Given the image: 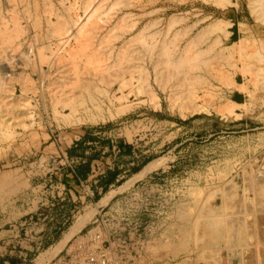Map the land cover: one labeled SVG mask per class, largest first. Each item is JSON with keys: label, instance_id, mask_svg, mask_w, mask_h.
Listing matches in <instances>:
<instances>
[{"label": "rangeland", "instance_id": "obj_1", "mask_svg": "<svg viewBox=\"0 0 264 264\" xmlns=\"http://www.w3.org/2000/svg\"><path fill=\"white\" fill-rule=\"evenodd\" d=\"M20 1L14 0L18 3L14 10L18 11L15 15L21 35L0 40V99H4L3 105L0 100V230L10 232L6 238L0 235V264H52L54 260L56 263L66 251L82 242L85 233L93 227L90 234L99 236V239L89 247L91 256L110 244L114 253L129 263L246 264L249 258H254L253 264H257L255 251L249 252L250 249L255 250L254 245L249 246L250 241L245 243L247 246L244 245V249L236 247L237 254L232 257L231 247L228 249L224 237L230 228L227 222H223L224 227L219 223L228 211L222 206L230 199L229 195L240 198L239 201L243 200L246 206L264 205V0H22L24 4ZM84 3L87 7L91 4L86 11ZM0 7V12L7 15L4 13L9 8L6 0H0ZM6 20L7 25L12 27L11 21ZM50 26H54L55 30ZM77 28H81L79 35ZM51 30L55 35L53 31L50 33ZM65 31L66 34L72 31L73 37L70 36L68 43L61 46L57 42L58 36L66 35L63 34ZM94 32L96 34L93 35ZM86 33L93 39L90 40ZM78 40L81 46L77 44ZM141 40L144 41L141 43ZM22 41V45L17 43ZM83 44L88 45L85 47ZM153 45L156 51L148 53L145 47ZM160 47L164 50L160 51ZM229 50H233V54ZM92 53L98 56H95L96 60ZM255 54L257 57L253 56ZM156 57L161 61L172 58L171 69H174V64L176 67L181 65L174 70L181 71L183 68L182 72H178L180 75H193L189 76L193 85L187 88L191 100L172 96L178 88L175 78L163 83L155 79L152 60ZM189 62L196 64L192 66ZM165 66V63L162 64V70ZM253 70L255 72H251ZM128 73L132 74V78ZM193 77H196L195 80ZM16 78L25 79L22 81L25 84ZM112 93L117 100L112 99ZM194 94L202 97L197 103L192 101ZM65 97L74 102L72 106L76 109L70 118L71 123L55 112L57 109L60 114L70 116L68 108L61 107ZM89 98L96 100L102 111H86ZM230 105L232 111L226 109L229 112H225L223 107ZM181 109H184L183 114ZM220 109L221 112H218ZM14 116L19 120L16 117L13 119ZM12 119L16 121L11 122ZM3 122H10L9 128ZM10 125L13 127L10 128ZM8 132L10 135H7ZM72 140L73 144H70ZM111 141L116 142V149L121 147L120 152L111 155L110 163L101 162V168L97 170L98 167L91 162L103 161L109 153L106 148ZM59 151L73 161L75 179L92 167L94 172L103 173L104 178L92 185L102 188L104 199L108 196L109 199L102 200L103 207L97 210V214L96 196L91 195L83 205L76 203V210L71 208L72 215L65 216L59 224L54 221L44 224L45 221L42 227H21L20 224L27 219L18 218L21 206L28 211L32 208L35 212V196L45 189L42 187L43 179L51 174L55 184L53 160ZM154 160L161 162L146 178L141 179V175L132 177ZM63 169L60 172L66 174ZM59 176H56V181ZM115 179L118 181L115 182ZM62 183L67 188V184ZM111 183L112 186H108ZM27 195L32 202L25 204ZM83 206H86L84 211L79 212ZM199 212L204 216L213 214L215 222L222 219L217 221L215 229L222 230L219 231L223 236L214 242L211 251L204 250L206 241L210 239L202 237L210 229L203 226ZM85 213L91 215L87 220L89 226L59 254L43 257L47 249L54 247V241L65 236L71 221H76ZM254 214L259 216L260 212ZM50 216L51 220H55V212ZM250 218L247 216L245 224ZM100 223L103 225L97 227ZM137 227L139 234L133 235ZM244 228H247L244 232L248 235L257 230L256 227L250 230L248 225ZM196 237L198 240L194 239ZM183 242L186 249L180 251ZM246 256L250 257L245 259Z\"/></svg>", "mask_w": 264, "mask_h": 264}, {"label": "bare ground", "instance_id": "obj_2", "mask_svg": "<svg viewBox=\"0 0 264 264\" xmlns=\"http://www.w3.org/2000/svg\"><path fill=\"white\" fill-rule=\"evenodd\" d=\"M7 1V6H9V8L8 9H6L5 10V8L3 9V11L5 10V14H7V15H3L2 14V11L0 12V40H2L3 38H7L8 40H9V36H12L13 35V37L15 36L16 37V35H18L19 33H20V30H21V28L19 27V25H18V23H17V16L15 15V11H17V10H14L15 9V6L18 4H16V2H14V0H6ZM22 1V0H21ZM20 1V4L21 3H23V2H21ZM44 2V1H43ZM74 2H75V0H74ZM110 2V1H109ZM112 2H114L113 0H112ZM111 2V3H112ZM25 3V2H24ZM23 3V4H24ZM258 3H259V1H258ZM49 4V3H48ZM97 4H99V3H97ZM86 4L84 3V6H85ZM89 5H91L90 3H89ZM89 5H88V7H89ZM22 6V5H21ZM26 6H28V5H25V7ZM43 6V5H42ZM45 7H48L47 5H44ZM70 6V5H69ZM5 7V6H4ZM17 7V6H16ZM20 7V6H19ZM50 7V6H49ZM87 6H85V8H86ZM87 7V8H88ZM103 7V6H102ZM101 7V8H102ZM1 8V7H0ZM23 8H24V6H23ZM87 8L85 9V11L87 10ZM94 8V7H93ZM18 9V8H17ZM21 9V8H20ZM27 9V8H26ZM84 9V8H83ZM19 10V9H18ZM29 10V9H28ZM70 10V9H69ZM68 10V11H69ZM93 10H95V8L93 9ZM92 10V11H93ZM46 11V10H45ZM51 11V10H50ZM67 11V12H68ZM92 11H91V13H92ZM99 11V10H98ZM261 10H259V12H260ZM23 12V11H22ZM95 12V11H94ZM17 13H18V11H17ZM45 13V12H44ZM43 13V14H44ZM65 13V12H64ZM94 14V13H93ZM105 14V13H104ZM29 15V14H28ZM27 15V16H28ZM62 15V14H61ZM89 15V14H88ZM101 15V14H100ZM129 15V14H128ZM22 16V15H21ZM74 16V15H73ZM18 17H20V16H18ZM24 17V16H23ZM76 17V16H75ZM89 17V16H88ZM107 17V16H106ZM6 18L8 19V20H10L11 21V26L12 27H9L8 25H7V20H6ZM45 18V17H44ZM48 18H49V16H48ZM48 18H46V19H48ZM128 18V17H127ZM20 19V18H19ZM58 19V18H57ZM65 19V18H64ZM22 20V19H21ZM49 20V19H48ZM14 21V22H13ZM19 21V20H18ZM39 21V20H38ZM60 21H61V19H60ZM60 21H58L59 22V24L58 25H61L60 24ZM51 22V21H50ZM72 22H74V21H72ZM95 22V21H94ZM116 22V21H115ZM119 22H121V21H119ZM62 23V22H61ZM77 23V22H76ZM88 23H89V21H88ZM91 24H92V22H90ZM89 23V24H90ZM99 23V22H98ZM103 23V22H102ZM9 24H10V22H9ZM35 24H37V23H35ZM54 25H55V23H53ZM63 24H64V22H63ZM83 24V23H82ZM85 24V23H84ZM103 24H105V23H103ZM50 25V24H49ZM66 25V24H65ZM74 25V24H73ZM124 25H125V23H124ZM86 26V25H85ZM88 26H91V25H88ZM51 27V26H50ZM54 27V26H53ZM53 27H51V28H53ZM62 27V26H61ZM83 27V26H82ZM88 28V27H87ZM93 28H96V27H93ZM98 28V27H97ZM54 30H55V27L53 28ZM70 29V28H69ZM78 29V28H77ZM79 29H81V28H79ZM78 29V35L80 34L79 32H80V30ZM92 29V28H91ZM62 30V29H61ZM61 30H59V32L61 31ZM83 30V29H82ZM95 30V29H94ZM126 30V29H125ZM52 31L53 30H51L50 31V33H52ZM68 31V30H67ZM87 31H90V30H88L87 29ZM22 32H23V30H22ZM25 32V31H24ZM57 32V31H56ZM14 33V34H13ZM109 33V32H108ZM53 34H54V31H53ZM59 34V33H58ZM61 34V33H60ZM63 34H66V31H65V33H63ZM62 34V35H63ZM76 34V33H75ZM77 34H76V36H77ZM82 34H84L85 35V33H84V30H83V33ZM81 34V35H82ZM93 35L94 34H96V32H94V33H92ZM19 35H21V34H19ZM33 35V34H32ZM55 35V34H54ZM86 35H87V33H86ZM90 35H91V33H90ZM100 35V34H99ZM138 35V34H137ZM137 35H136V37H137ZM155 35V34H154ZM30 36V35H29ZM70 36H72L73 37V35H72V31L71 32H69V33H67L66 35H64L63 37H60V36H58L59 38H58V40H57V42H58V44L59 45H65V44H67L68 43V41H69V37ZM88 38L90 39V40H92L93 39V37H92V35L91 36H89V33H88ZM115 36V35H114ZM139 36V35H138ZM84 37V36H83ZM86 37V36H85ZM104 37V36H103ZM153 37V36H152ZM11 38V37H10ZM18 38V37H17ZM79 38H81V37H79ZM105 38V37H104ZM111 37L109 36V39H110ZM75 40H77L76 38H74ZM82 39V38H81ZM133 39V38H132ZM140 39V38H139ZM142 39V38H141ZM195 39H197L198 40V38H196L195 37ZM48 40V39H47ZM80 40V39H79ZM79 40L78 41H76V42H79ZM85 40V39H84ZM84 40H82V42L84 41ZM152 40V39H151ZM4 41H6V40H4ZM4 41H3V43H4ZM10 41H11V39H10ZM99 41V40H98ZM144 40H141L140 42L142 43ZM154 41V40H153ZM175 41V40H174ZM178 41V40H177ZM1 42V41H0ZM23 42L24 41H22V43H19V42H17L18 44H20V45H22L23 44ZM52 42V41H51ZM88 42V41H87ZM86 42V43H87ZM138 42V41H137ZM245 42V41H244ZM7 43V42H6ZM90 43V42H89ZM88 43V44H89ZM139 43V42H138ZM149 43V42H148ZM243 43V42H242ZM248 43V42H247ZM2 44V43H1ZM5 44V43H4ZM10 44V43H9ZM8 44V45H9ZM18 44H16L17 46H18ZM41 44V43H40ZM77 44H82V43H77ZM88 44H86V45H88ZM135 44V43H134ZM140 44V43H139ZM172 43H170V45H171ZM241 44V43H240ZM3 45V44H2ZM13 45V44H12ZM11 45V47H13ZM86 45H82V46H85L86 47ZM91 45V44H90ZM133 44H131V46H132ZM143 45H144V43H143ZM142 45V47L144 48V46ZM212 45V44H211ZM233 45V44H232ZM238 45V44H237ZM237 45H236V47H237ZM48 46V45H47ZM81 46V45H80ZM97 46V45H96ZM141 46V45H140ZM160 46V45H159ZM166 46V45H165ZM164 46V47H165ZM196 46V45H195ZM239 46V45H238ZM251 46V45H250ZM4 46H2V48H3ZM9 47V46H8ZM7 47V48H8ZM16 47V46H15ZM67 47V46H66ZM88 47V46H87ZM106 47V46H105ZM164 47H160L159 48V50L160 51H162V50H164ZM167 47V46H166ZM232 47V46H231ZM252 47V46H251ZM0 48H1V45H0ZM71 48V47H70ZM80 48H82V47H80ZM95 48H97V47H95ZM94 48V49H95ZM103 48V47H102ZM129 48V47H128ZM136 48V47H135ZM140 48V47H139ZM209 48V47H208ZM233 48V47H232ZM244 48H246V47H244ZM3 49H5V48H3ZM11 49V48H10ZM14 49H16V48H14ZM29 49V48H28ZM30 49H32V47H30ZM82 49H84V48H82ZM142 49V48H141ZM155 48H154V45L153 46H150V48H147L146 49V47H145V50L148 52V53H152L153 51H156V50H154ZM174 49V48H173ZM231 49V48H230ZM239 49H241V47L239 48ZM250 49H252V48H250ZM258 49V48H257ZM36 50V49H35ZM60 50V49H59ZM65 50V49H64ZM137 50V49H136ZM145 50H143L142 49V52L144 53V51ZM186 50V49H185ZM223 50V49H222ZM238 50V49H237ZM254 50V49H253ZM37 51V50H36ZM80 51H82V50H80ZM92 51V50H91ZM109 51H111V50H109ZM133 51V50H132ZM166 51V50H165ZM195 51V50H194ZM193 51V52H194ZM198 51V50H197ZM230 51V50H229ZM229 51H228V55H229ZM232 51V53L231 54H233V50H231ZM230 51V52H231ZM11 52V51H10ZM39 53H40V51H38ZM52 52V51H51ZM69 52H70V50H69ZM83 52V51H82ZM94 52H95V50H94ZM93 52V53H94ZM146 52V53H147ZM173 52V51H172ZM196 52V51H195ZM194 52V53H195ZM238 52H239V50H238ZM249 52V51H248ZM248 52L246 53V54H248ZM252 52V51H251ZM66 53V52H65ZM93 53H92V55H93ZM161 53V52H160ZM160 53L158 54L159 56H161L160 55ZM166 53V52H165ZM164 53V54H165ZM184 53V52H183ZM197 53V52H196ZM201 53V52H200ZM235 53H237V52H235ZM61 54V53H60ZM85 54V53H84ZM88 54V53H87ZM120 54H122L121 52H120ZM138 54V53H137ZM140 54V53H139ZM162 54V53H161ZM163 54V55H164ZM185 54V53H184ZM191 54H192V52H191ZM221 54H222V52H221ZM238 54V53H237ZM251 54V53H250ZM253 54V53H252ZM259 54V53H258ZM25 55V54H24ZM32 55V54H31ZM65 55H67V54H65ZM89 55V54H88ZM91 55V54H90ZM89 55V56H90ZM119 55V54H118ZM123 55V54H122ZM131 55V54H130ZM130 55L129 56H125V57H130ZM141 55V54H140ZM193 55V54H192ZM195 55V54H194ZM216 55V54H215ZM244 55V54H243ZM53 56H54V54H53ZM76 56V55H75ZM80 56H82V55H80ZM94 56V55H93ZM95 56H97V55H95ZM95 56H94V59H95ZM102 56V55H101ZM101 56H100V58H101ZM107 56V55H106ZM110 56V55H109ZM120 56V55H119ZM118 56V57H119ZM136 57H137V55H135ZM158 56V57H159ZM179 56V55H178ZM189 56L190 55H188V57L187 58H189ZM196 56V55H195ZM197 56H199L200 57V55H197ZM202 56V55H201ZM213 56V55H212ZM218 56H221V55H218ZM217 56V57H218ZM223 56V55H222ZM248 56H250V55H248ZM253 56H255V57H257L256 56V54L255 55H253ZM262 56V55H261ZM37 57H39V56H37ZM41 57H42V55H41ZM44 57H46V56H44ZM43 57V58H44ZM59 57V55L57 56V58ZM72 57V56H71ZM74 57V56H73ZM98 57V56H97ZM97 57H96V59H97ZM133 57V56H132ZM139 57V56H138ZM142 57V56H141ZM158 57H156L157 59H155V60H152L153 61V66H152V68L156 71V80H158V81H161L162 83L163 82H165L166 80H169L170 78H175V80H176V84L177 85H175L176 87H178L177 88V90H175V93H174V95H172V96H175V99H176V97H178V98H180L181 96L183 97H181L182 99H188L189 97H190V95H189V90L187 89L189 86H190V84H192L193 83V81H191L192 80V78H191V80H190V75L188 76H182V75H180L178 72L180 71H178V70H174V69H179L180 67H178V66H181V65H178L177 67H176V65L174 66L173 65V67L172 68H174V69H171V65H172V63H173V60H167V59H165V61H163V59H162V61L166 64V66H165V69H163L162 70V64H164V63H162V61L160 60V58H158ZM166 57V56H165ZM169 57H170V55H169ZM174 57V56H173ZM183 57V56H182ZM181 57V58H182ZM186 57V56H185ZM184 57V58H185ZM211 57V56H210ZM225 57V56H224ZM241 57V56H240ZM48 58V57H47ZM47 58L45 59V62H46V60H47ZM54 58V57H53ZM102 58H103V56H102ZM101 58V59H102ZM122 58H124V57H122ZM180 58V59H181ZM193 58V57H192ZM213 58V57H212ZM233 58V57H232ZM244 58V57H243ZM260 58V57H259ZM10 59V58H9ZM12 59V58H11ZM31 59H33V58H31ZM30 59V60H31ZM61 59H62V57H61ZM64 59V58H63ZM71 59V58H70ZM69 59V60H70ZM86 59V58H85ZM89 59V58H88ZM87 59V60H88ZM93 59V60H94ZM95 59V60H96ZM130 59V58H129ZM132 59V58H131ZM133 59H134V57H133ZM132 59V60H133ZM138 59V58H137ZM136 59V60H137ZM141 59V58H140ZM144 59V58H143ZM175 59H177V58H175ZM178 59H179V57H178ZM179 59V60H180ZM200 59H202V58H200ZM219 59H221L220 57H219ZM230 59V58H229ZM258 59V58H257ZM262 59H264V58H262ZM26 60V59H25ZM29 60V59H28ZM48 60H49V58H48ZM73 60V59H72ZM98 60H99V58H98ZM106 60V59H105ZM135 60V59H134ZM193 60V59H192ZM195 60V59H194ZM193 60V61H194ZM206 60H208V59H206ZM224 60V59H223ZM259 60V59H258ZM41 61L43 62V60L41 59ZM40 61V62H41ZM84 61V60H83ZM89 61V60H88ZM104 61V60H103ZM116 61V60H115ZM124 61V60H123ZM129 61V60H128ZM140 61V60H139ZM184 61L186 62V60L184 59ZM183 61V58H182V62H184ZM202 61V60H201ZM209 61V60H208ZM218 61V60H217ZM226 61V60H225ZM229 61V60H228ZM239 61V60H238ZM256 61V60H255ZM264 61V60H263ZM4 62V61H3ZM10 62V61H9ZM112 62H114V61H112ZM125 62H127V60H125ZM196 62H199V61H196ZM207 62V61H206ZM205 62V63H206ZM241 62H243V61H241ZM22 63V62H21ZM25 63V62H24ZM29 63V62H28ZM38 63V62H37ZM71 63V62H70ZM93 63V62H92ZM118 63V62H117ZM116 63V64H117ZM120 63V62H119ZM118 63V64H119ZM190 63V62H189ZM187 63L188 65H187V67H190V64H192V63ZM200 63V62H199ZM4 64H6V63H4ZM8 64V63H7ZM69 64V63H68ZM74 64V63H73ZM78 64V63H77ZM96 64H98V61H97V63ZM113 64H115V63H113ZM178 64V63H177ZM184 64V63H183ZM196 64V63H195ZM195 64H192V66L193 65H195ZM24 65V64H23ZM85 65V64H84ZM90 65V64H89ZM92 65V64H91ZM104 65V64H103ZM120 65V64H119ZM121 65H122V63H121ZM120 65V66H121ZM229 65H231V64H229ZM232 65H233V63H232ZM245 65V64H244ZM249 65V64H248ZM21 66V65H20ZM34 66V65H33ZM94 66V65H93ZM132 66V65H131ZM164 66V65H163ZM2 67V66H1ZM75 67H76V65H75ZM95 67V66H94ZM101 67H103L102 66V64H101ZM116 67V66H115ZM186 67V68H187ZM195 67V66H194ZM91 67H89L88 69H90ZM125 68V67H124ZM182 68V67H181ZM217 68V67H216ZM3 69V68H2ZM22 69V68H21ZM69 69V68H68ZM82 69V68H81ZM98 69V68H97ZM100 69H102V68H100ZM104 69V68H103ZM123 69V68H122ZM136 69V68H135ZM142 69V68H141ZM190 69H191V67H190ZM190 69H188V70H190ZM200 69V68H199ZM4 70H5V68H4ZM25 70V69H24ZM39 70V69H38ZM58 70V69H57ZM118 70V69H117ZM182 70H183V68H182ZM182 70L180 71V72H182ZM217 70V69H216ZM216 70H210V71H216ZM247 70V69H246ZM41 71V70H40ZM39 71V72H40ZM101 71V70H100ZM125 71V70H124ZM123 71V72H124ZM129 71V70H128ZM186 71V70H185ZM205 71V70H204ZM249 71H250V69H249ZM6 72V71H5ZM12 72V71H11ZM10 72V73H11ZM26 72V71H25ZM65 72V71H64ZM97 72H99L98 70H97ZM105 72V71H104ZM127 72V71H126ZM188 72V71H187ZM186 72V73H187ZM251 72H255L254 70L253 71H251ZM7 73H8V71H7ZM13 73V72H12ZM19 73H21V72H19ZM18 73V74H19ZM80 74H81V72H79ZM121 73V72H120ZM208 73V72H207ZM244 73H246L245 71H244ZM250 73V72H249ZM3 74H5V73H3ZM21 74H23V73H21ZM21 74H19V76H21ZM61 74V73H60ZM73 74V73H72ZM105 74V73H104ZM125 74H127V73H125ZM129 75H130V77L132 78V74H130V73H128ZM183 75H184V73H182ZM218 74H220V73H218ZM218 74H216V75H218ZM247 74V73H246ZM14 75V74H13ZM27 75V74H26ZM25 75V76H26ZM44 75V74H43ZM42 75V76H43ZM58 75V74H57ZM94 75V74H93ZM123 75V74H122ZM221 75H222V72H221ZM220 75V76H221ZM243 75V74H242ZM1 76V75H0ZM15 76V75H14ZM18 76V77H19ZM24 76V77H25ZM70 76V75H69ZM91 76V75H90ZM106 76V75H105ZM121 76V75H120ZM191 76H193V75H191ZM245 76V75H244ZM253 76V75H252ZM251 76V77H252ZM8 77H10V75L8 76ZM11 77H13L12 76V74H11ZM10 77V78H11ZM23 77V78H24ZM27 77H28V75H27ZM97 77V76H96ZM100 77L102 78L103 76H101L100 75ZM111 77H112V75H111ZM228 78H229V76H227ZM250 77V76H249ZM19 78H21V77H19ZM110 78V77H109ZM117 78V77H116ZM194 78V77H193ZM196 78V77H195ZM195 78H194V80H195ZM198 78V77H197ZM205 78V77H204ZM217 78H219V76H217ZM7 79V78H6ZM16 79H18V78H16ZM16 79H14V80H16ZM82 79V78H81ZM86 79V78H85ZM104 79V78H103ZM172 79V80H173ZM181 79L183 80V83L182 84H180V82H181ZM201 79V78H200ZM18 80H20L21 81V79H18ZM17 80V81H18ZM23 80H25V79H23ZM22 80V81H23ZM30 81H31V79H29ZM29 80H27V81H29ZM75 80V79H74ZM77 80V79H76ZM80 80V79H79ZM83 80V79H82ZM87 80V79H86ZM98 80V79H97ZM99 80H100V78H99ZM102 80V79H101ZM111 80V79H110ZM143 80V79H142ZM197 80V79H196ZM251 80V79H250ZM21 81V82H22ZM105 81V80H104ZM113 81V80H112ZM122 81V80H121ZM171 81V80H170ZM169 81V82H170ZM227 81V80H226ZM232 81V80H231ZM230 81V82H231ZM1 82H2V80H1ZM7 82V81H6ZM10 82V81H9ZM32 82V81H31ZM78 82V81H77ZM101 82V81H100ZM103 82V81H102ZM111 82V81H110ZM109 82V83H110ZM114 82V81H113ZM125 82V81H124ZM145 82V81H144ZM160 82V83H161ZM167 82V81H166ZM250 82V81H249ZM15 83V82H14ZM23 83V82H22ZM28 83V82H27ZM26 83V84H27ZM34 83V82H33ZM44 83V82H43ZM52 83V82H51ZM76 83V82H75ZM106 83H107V81H106ZM229 83V82H228ZM3 84L5 85V82H3ZM17 84H19V83H17ZM23 84H25V83H23ZM29 84V83H28ZM111 84V83H110ZM172 84V83H171ZM53 85V84H52ZM80 85H82V84H80ZM193 85V84H192ZM196 85V84H195ZM230 85H231V83H230ZM3 86V85H2ZM30 86H32V85H30ZM67 86V85H66ZM72 86V85H71ZM255 86V85H254ZM22 87V86H21ZM40 87V86H39ZM69 87V86H68ZM1 88V87H0ZM29 89H30V87H28ZM27 88V89H28ZM41 88V87H40ZM46 88V87H45ZM117 88H118V86H117ZM23 89V88H22ZM37 89V88H36ZM35 89V90H36ZM39 89V88H38ZM190 89V88H189ZM60 90V89H59ZM87 90V89H86ZM188 92H187V91ZM26 91H28V90H26ZM33 91H34V89H33ZM36 91H38V90H36ZM80 91H82V90H80ZM85 91V90H84ZM83 91V92H84ZM120 91V90H119ZM138 91V90H137ZM21 92H23V91H21ZM32 92V91H31ZM69 91H67V93H68ZM71 92H73V91H71ZM148 92V91H147ZM187 92V93H186ZM5 93V92H4ZM24 93V92H23ZM30 93V92H29ZM74 93V92H73ZM129 93V92H128ZM127 93V94H128ZM31 94V93H30ZM41 94V93H40ZM48 94V93H47ZM69 94V93H68ZM115 93H112V95H111V97H113L112 99L113 100H117V98H115L116 97V95H114ZM188 94V95H187ZM204 94V93H203ZM202 94V96L204 97V95ZM58 95V94H57ZM71 95V94H70ZM69 95V96H70ZM75 94H73V96H74ZM78 95V94H77ZM105 95V94H104ZM109 95V94H108ZM50 96V95H49ZM171 96V95H170ZM169 96V97H170ZM171 96V97H172ZM207 96H208V94H207ZM77 97H79L80 98V96H77ZM91 97V96H90ZM2 98H3V96H2ZM5 98V97H4ZM70 98H72V96H70ZM70 98H68V97H65V98H63L62 99V104H61V107L62 108H65V107H67L68 108V110H69V113H70V116L69 117H67L68 115H63V114H60V112L59 111H57V109H55V112H56V114L57 115H61V116H63V118H65L68 122H70V118L72 117V115L73 114H75V110L73 109V106H72V104H74V99H73V103H71V101H69L70 100ZM200 98H202V97H200L198 94H194V96L192 97V101H194V102H196L197 103V101L200 99ZM58 99V98H57ZM77 99V98H76ZM80 99H82V98H80ZM95 99V98H94ZM1 100V104L3 105V100L2 99H0ZM89 100H90V103L88 104L89 105V107H87L86 108V111L88 110V111H90V113H97V112H99L100 110H101V106L99 105V103H97V101L96 100H93V98H89ZM120 100V99H119ZM124 100V99H123ZM189 100H191V98H189ZM83 101H84V99H83ZM108 101L110 102V99H108ZM173 101H175V100H173ZM25 102H27V101H25ZM82 102V101H81ZM18 103V102H17ZM16 103V104H17ZM24 103V102H23ZM28 103V102H27ZM52 103H54V102H52ZM55 103H57V102H55ZM83 103V102H82ZM14 104V103H13ZM77 104V103H76ZM111 104V103H110ZM182 104V103H181ZM191 104H192V102H191ZM190 104V105H191ZM227 104H229V103H227ZM231 104V103H230ZM5 105V104H4ZM10 105H12V104H10ZM9 105V106H10ZM54 105H57V104H54ZM85 105V104H84ZM112 105V104H111ZM7 106V105H6ZM6 106H4V107H6ZM15 106V105H14ZM75 106V105H74ZM78 106V105H77ZM178 106V105H177ZM8 107V106H7ZM18 107V106H17ZM20 107V106H19ZM123 107V106H122ZM196 107V106H195ZM231 105L229 106V107H223V108H225V109H223V110H226V109H230V112L232 111V109H231ZM16 108V107H15ZM56 108V107H55ZM61 108V109H62ZM75 108V107H74ZM13 109V108H12ZM188 109V108H187ZM222 109V108H221ZM221 109H220V111H218V112H221ZM11 110V109H10ZM184 110V109H183ZM183 110L181 109L180 110V113L181 114H183ZM3 112H5L4 110H2ZM84 111V110H83ZM83 111H82V113H83ZM102 111V110H101ZM179 111V110H178ZM186 111V110H185ZM195 111V110H194ZM2 112V113H3ZM189 112V111H188ZM225 112H229V111H225ZM180 113H179V115H180ZM191 113V112H190ZM222 113H223V111H222ZM25 114V113H24ZM3 115H5V114H3ZM7 115V114H6ZM19 115H21L20 113H19ZM26 115V114H25ZM94 115H97V114H94ZM8 116V115H7ZM11 116H12V114H11ZM56 116V115H55ZM15 117L16 116H14V117H12L13 119H15ZM19 117V116H18ZM28 117V116H27ZM30 117V116H29ZM74 117V116H73ZM12 119V121L11 122H14V121H16V120H13ZM16 119H18L17 117H16ZM22 120H23V118H21ZM20 119V120H21ZM25 119V118H24ZM92 119V118H91ZM96 119H97V117H96ZM2 120H4V119H2ZM19 120V119H18ZM17 120V121H18ZM21 120V121H22ZM31 120V119H30ZM88 120V119H87ZM102 120V119H101ZM1 123V122H0ZM4 123V122H3ZM6 123V122H5ZM5 123H4V125H5ZM8 123H10V122H7L6 124H7V126H8ZM22 123V122H21ZM33 123V122H32ZM71 123V122H70ZM72 124H73V122H72ZM1 125H2V123H1ZM3 125V126H4ZM12 125H13V123H12ZM16 124H14V126H15ZM11 126V125H10ZM5 128H6V126H4ZM13 126H11L10 128H12ZM5 128H4V130H5ZM8 128H9V126H8ZM13 132V131H12ZM9 133V132H8ZM5 134V133H4ZM7 135H10V133L9 134H7ZM2 137V136H1ZM3 138V137H2ZM160 162H161V160H160ZM160 162H158V161H151V162H149L144 168H143V170L141 171V173L139 174V175H137L135 178H138V177H140V175L142 176L143 174H145L146 172H149V171H151V170H153L154 168H156L159 164H160ZM253 177V176H252ZM252 180V179H251ZM131 182V181H130ZM246 182V181H245ZM248 182V181H247ZM253 182V181H252ZM132 183V182H131ZM2 184V183H1ZM5 184V183H4ZM3 186V185H2ZM230 186V185H229ZM252 186H254V184L252 185ZM251 186V187H252ZM256 186H257V184H256ZM250 187V186H249ZM250 187V188H251ZM222 189V188H221ZM252 189V188H251ZM262 190V189H261ZM242 191V190H241ZM218 192V191H217ZM221 192V191H220ZM224 192H225V190H224ZM252 192V191H251ZM264 193V192H263ZM231 194V193H230ZM258 194V193H257ZM259 194H261V193H259ZM254 195V194H253ZM256 195V194H255ZM263 195V194H262ZM109 197V196H108ZM108 197H106L104 200H103V202H105V200H107V198ZM208 197H210V196H208ZM223 197V196H222ZM227 197V196H226ZM229 197H230V199L229 200H227L225 203H223V206L222 205H220V207L222 206V207H224V210L226 209V210H228L227 212L230 214H226L225 213V215L226 216H223L224 217V219H223V221H222V223H219L220 225H222L223 224V222H227V226L230 228L229 230H228V234H226L227 232H225V241L227 242V247H228V249L231 247V252H232V257H235L236 256V254H237V251H235V249H236V247H238V246H240V248H241V246H242V248L241 249H244L245 247H244V245L245 246H247L246 244L247 243H249V241H250V243H251V245H249V246H252V245H254L255 246V248L253 247V249H255V250H252V249H250L251 251H249V252H254L255 251V253H253V254H255L256 255V257H255V259H256V261H257V264H264V237L262 238L261 236L262 235H260V227H261V223H260V216L262 215L261 214V212L262 211H264V205H262V206H260V205H258V206H246L245 205V203L243 202V200L242 201H239V199L236 197V196H231V195H229ZM242 198V197H241ZM251 198H252V196H251ZM261 198V197H260ZM260 198H258V199H260ZM109 199V198H108ZM223 199V198H222ZM221 199V200H222ZM244 199V198H243ZM224 201V200H223ZM102 202V201H101ZM102 202V203H103ZM251 202H253V200L251 199ZM257 202H258V200H257ZM253 205V204H252ZM256 207H259V210H258V208L256 209ZM92 209V208H91ZM195 209H197V208H195ZM199 209V208H198ZM197 209V210H198ZM202 209V208H201ZM207 209V208H206ZM194 210V209H193ZM209 210V209H208ZM218 210V209H217ZM200 211V210H199ZM230 211V212H229ZM260 212V214H259V216H255V214L254 213H256V212ZM187 212V211H186ZM197 211H195V213H196ZM215 212H217V211H215ZM253 212V213H252ZM200 214H201V212H199ZM208 213V212H207ZM206 213V214H207ZM214 213V212H213ZM220 213V212H219ZM252 213V214H251ZM86 215H82V216H80L77 220H76V222L69 228V230H68V232L65 234V240L64 241H60V243H58V245H56V247H53L54 249L53 250H50V251H47L45 254H43L44 256L43 257H45V255H47L48 257H50V256H53V255H55V253L57 252V250H59V249H61L62 247H63V245L65 244V242H66V240H68V238L69 237H71L73 234H75L82 226H83V224L89 219V217L91 216H89V214H87V213H85ZM200 214H198V215H200ZM204 214H205V212H204ZM208 214H210V215H208ZM207 215H202V219H203V221H202V223H203V226H205V228H209L210 229V231H208L207 232V235H204V237H202V238H205V236H207L210 240L209 241H206V243L205 242H203V243H205L204 245H205V249L204 250H206V249H210V251H211V249H214L213 247L215 246V241L217 240V239H219L221 236H223L222 234H221V236H220V231H222V230H216L215 229V226H217V221H219V222H221V220L219 219V216H218V219L219 220H217L216 222H215V220H213V214H211V213H208ZM221 214V213H220ZM213 215V216H212ZM222 215H224V214H222ZM193 216H195V215H193ZM204 216V217H203ZM221 216V215H220ZM247 216H251V220L247 223V224H245L246 223V220H247ZM215 217V216H214ZM264 217V216H263ZM194 218V217H193ZM200 218H201V216H200ZM222 218V217H221ZM238 218V219H237ZM262 218V217H261ZM190 219V218H189ZM217 219V218H216ZM237 221H236V220ZM194 220V219H193ZM198 221V220H197ZM190 222V221H189ZM193 222V221H192ZM196 222V221H195ZM189 224V223H188ZM193 224H195V223H193ZM199 224H201L200 222H199ZM224 225V224H223ZM222 225V226H223ZM245 225L247 226L248 225V227H250L251 226V228H249L250 230H254L253 229V227H256L257 228V230H254L253 231V234H250V235H248L247 233H245L244 232V227H245ZM180 226V225H179ZM193 226V225H192ZM225 226V225H224ZM223 226V227H224ZM226 226V227H227ZM263 226V225H262ZM175 227V226H174ZM178 227V226H177ZM218 227V226H217ZM220 227V226H219ZM227 227V228H228ZM170 228V227H169ZM213 228V229H212ZM255 228V229H256ZM197 229V228H196ZM177 230V229H176ZM211 230H213V231H211ZM247 230V228L245 229V231ZM249 230V231H250ZM173 231V230H172ZM224 231H226V230H224ZM223 231V232H224ZM262 231V230H261ZM199 232H200V230H199ZM198 232V233H199ZM203 232V231H202ZM247 232V231H246ZM180 233V232H179ZM195 233V232H194ZM250 233H252V232H250ZM200 234V233H199ZM262 234V233H261ZM201 235V234H200ZM263 235H264V233H263ZM168 236V235H167ZM197 236V235H196ZM202 236V235H201ZM186 237V236H185ZM188 237V236H187ZM218 237V238H217ZM191 238V237H190ZM199 238V237H198ZM230 238H232V239H230ZM194 239H197V237L196 238H194ZM193 239V240H194ZM221 239H224V238H221ZM253 239V242L251 241ZM198 240V239H197ZM212 240V241H211ZM183 241V240H182ZM246 243V244H245ZM192 244H194V242L192 243ZM198 244V243H197ZM200 244H202V241H201V243ZM153 245V244H152ZM184 245V242L180 245V251H182V249H184L185 247L183 246ZM223 245H225V244H223ZM149 246V245H148ZM154 246V245H153ZM170 246V245H169ZM186 246V245H185ZM224 247V246H223ZM225 247H226V245H225ZM224 247V248H225ZM226 247V248H227ZM153 247H151V249H152ZM216 248V247H215ZM247 248V247H246ZM186 249V248H185ZM203 249V248H202ZM227 249V250H228ZM249 249V248H248ZM248 249H246V250H248ZM150 250V249H149ZM148 250V251H149ZM160 250V249H159ZM245 250V251H246ZM152 251V250H151ZM176 251V250H175ZM208 251V250H207ZM153 252V251H152ZM248 252V251H247ZM49 254V255H48ZM176 254V253H175ZM205 254V253H204ZM240 254V253H239ZM242 254V253H241ZM247 255V254H246ZM252 255V254H251ZM250 255V256H251ZM240 256H242V255H240ZM239 256V257H240ZM245 256V255H244ZM249 256V257H250ZM254 256V255H253ZM232 257H231V259H232ZM247 257V256H246ZM249 257H247V258H245V259H248ZM153 258H155V257H153ZM226 258V257H225ZM242 258V257H241ZM219 259V258H218ZM234 259V258H233ZM254 258H249V260H244V262L246 261V264H253V260ZM215 260V259H214ZM243 260H241V262L243 261ZM229 262V261H228ZM165 263V262H164ZM215 263H217V262H215ZM39 264V263H38ZM254 264H256V263H254Z\"/></svg>", "mask_w": 264, "mask_h": 264}, {"label": "built area", "instance_id": "obj_3", "mask_svg": "<svg viewBox=\"0 0 264 264\" xmlns=\"http://www.w3.org/2000/svg\"><path fill=\"white\" fill-rule=\"evenodd\" d=\"M53 163H55V184L51 179V174L49 175V177L45 178L42 186L45 189L42 190L39 196H36L38 197L37 208L34 214H30V216L22 224H20L21 227H42L43 222L47 220L51 221L52 219V216H50L51 214L46 211L57 210L62 207L61 203L63 200V196H59L57 195V193L59 192V188L61 189V192L65 191V187L61 181H56V176L62 175V172H60V170H62L63 168V170L67 171L66 174L74 176L75 173L73 170V161L71 159H68L63 152L59 151L58 156L55 157ZM92 174L94 175L92 179H96V172L92 171ZM79 183L81 185H84L83 187H86L83 182L79 181ZM101 223L98 224L97 227H100L99 225H101ZM93 229L94 227L90 228V230L85 233L84 237L82 238V242L75 244L72 250L65 252L63 258L57 260L56 263L54 260L52 264H78V262L80 261L81 262L79 264H137L126 262L124 258L115 254L110 244L108 245V247L100 248L96 255L91 256L88 251L89 247L99 239V236L90 234V231H92ZM138 234L139 230L137 227L135 228L133 235Z\"/></svg>", "mask_w": 264, "mask_h": 264}, {"label": "crops", "instance_id": "obj_4", "mask_svg": "<svg viewBox=\"0 0 264 264\" xmlns=\"http://www.w3.org/2000/svg\"><path fill=\"white\" fill-rule=\"evenodd\" d=\"M75 141V140H74ZM114 143V145L112 144ZM115 141H111V145L107 146V151L109 152L108 155L105 156V158H103V161H96V162H91V164L93 163V166H96L98 167L97 170H99L101 168V162H105V163H110V159H111V155H114L117 150L120 152V148H119V145H118V148L119 149H116L117 145L115 146ZM70 144H73V140L70 142ZM75 145V144H74ZM67 147H70V146H67ZM66 149V148H65ZM134 148H132V151H133ZM123 150V148H122ZM55 153H56V148H55ZM108 156V158H106ZM84 163V162H83ZM95 163V164H94ZM148 164V163H147ZM84 165V164H83ZM146 166V165H145ZM144 166V167H145ZM143 167V168H144ZM143 168L139 171H137L136 174H133L132 177H134L135 175H139L141 173V171L143 170ZM94 170V168L92 167L89 171L85 172L83 174V176L81 177H77L75 179V177L73 175H68V174H62V176H59V180H62V182H65L67 184V188H65V191L61 192L60 188H59V192L57 193V195L59 196H63V200H62V207H60L59 209L57 210H47L46 212H49L50 214H53L55 212V220H48L46 221L44 224H46L47 222L50 223L52 221H54L55 223L59 224L60 221H64V218L65 216H69L70 214L72 215V209H75L76 210V203L79 204V206L83 205V203H86L88 201V198L91 196V195H95L96 199H95V206H96V214L97 212L103 207L101 205V201L104 199V190L102 188H99L98 186H94L92 184H94L95 182H97L98 180L104 178V175L103 173L101 172H96L97 174V177L96 179H92V177L94 176L93 174H91V172ZM151 173V171L149 172H146L145 174H143V176H141V179H144L146 178L149 174ZM112 176H114L112 174ZM130 179V178H129ZM45 180V178L43 179V181ZM82 180L81 182H83L86 186L87 184L90 186V188L87 186V187H83L84 185H81L79 183V181ZM115 182L118 181L117 179L114 180ZM135 183V182H134ZM108 186H112V183L111 185L109 184ZM35 199L38 200V197L35 196ZM40 199V198H39ZM30 201V198L29 196L27 195L26 196V199L24 200L25 204H28ZM32 201H30L31 203ZM86 207V206H85ZM85 207H81V209H79V212L80 210L84 211ZM80 208V207H79ZM61 209H64L62 211H60ZM98 210V211H97ZM20 215L18 216V218H28L30 216V214H34V211L33 209H29L28 211V208L24 209L22 206H21V209H20ZM261 216H260V223H261V227H260V235H262L261 237L263 238L264 235V211L261 212ZM29 215V216H28ZM75 217V216H73ZM72 217V218H73ZM262 217V218H261ZM17 218V219H18ZM26 220V219H25ZM74 220V219H73ZM76 221H71V226L75 223ZM88 224H90L89 221H86L83 226L75 233L73 234L71 237L68 238V240H66L65 244L63 245V247L61 248L62 250H64V248L71 242V240L73 238H75V236L77 234H79L83 229L87 228V226H89ZM263 225V226H262ZM44 226V225H43ZM71 226H68V230ZM262 230V231H261ZM9 230H0V235H1V238H6L7 236L6 235H9ZM262 233V234H261ZM65 240V236H63L61 239H59L58 241H54V247H56V245H58V243H60V241H64ZM79 239H77L76 241H78ZM54 248H49L47 249L44 253H46L47 251H50V250H53ZM59 249L57 250V252L55 254H59L62 250ZM61 250V251H60ZM49 255V254H48Z\"/></svg>", "mask_w": 264, "mask_h": 264}]
</instances>
